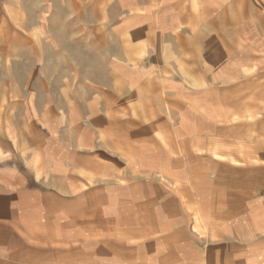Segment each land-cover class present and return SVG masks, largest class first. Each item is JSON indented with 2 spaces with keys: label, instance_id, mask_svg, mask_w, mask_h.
<instances>
[{
  "label": "crops",
  "instance_id": "1",
  "mask_svg": "<svg viewBox=\"0 0 264 264\" xmlns=\"http://www.w3.org/2000/svg\"><path fill=\"white\" fill-rule=\"evenodd\" d=\"M0 264H264V0H0Z\"/></svg>",
  "mask_w": 264,
  "mask_h": 264
},
{
  "label": "rangeland",
  "instance_id": "2",
  "mask_svg": "<svg viewBox=\"0 0 264 264\" xmlns=\"http://www.w3.org/2000/svg\"><path fill=\"white\" fill-rule=\"evenodd\" d=\"M12 70H9V73L11 72ZM10 119H12V118H10Z\"/></svg>",
  "mask_w": 264,
  "mask_h": 264
}]
</instances>
